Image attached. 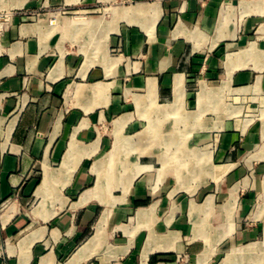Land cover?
Listing matches in <instances>:
<instances>
[{
  "label": "crops",
  "instance_id": "0c3cea01",
  "mask_svg": "<svg viewBox=\"0 0 264 264\" xmlns=\"http://www.w3.org/2000/svg\"><path fill=\"white\" fill-rule=\"evenodd\" d=\"M263 106L264 0H0V264H264Z\"/></svg>",
  "mask_w": 264,
  "mask_h": 264
},
{
  "label": "built area",
  "instance_id": "2783aa9c",
  "mask_svg": "<svg viewBox=\"0 0 264 264\" xmlns=\"http://www.w3.org/2000/svg\"><path fill=\"white\" fill-rule=\"evenodd\" d=\"M177 262L180 264H185V257H183V255H178Z\"/></svg>",
  "mask_w": 264,
  "mask_h": 264
},
{
  "label": "rangeland",
  "instance_id": "374dc122",
  "mask_svg": "<svg viewBox=\"0 0 264 264\" xmlns=\"http://www.w3.org/2000/svg\"><path fill=\"white\" fill-rule=\"evenodd\" d=\"M263 108V110H261V112H262V118H263V120H264V106L262 107Z\"/></svg>",
  "mask_w": 264,
  "mask_h": 264
},
{
  "label": "bare ground",
  "instance_id": "6f19581e",
  "mask_svg": "<svg viewBox=\"0 0 264 264\" xmlns=\"http://www.w3.org/2000/svg\"><path fill=\"white\" fill-rule=\"evenodd\" d=\"M100 233V232H99Z\"/></svg>",
  "mask_w": 264,
  "mask_h": 264
}]
</instances>
